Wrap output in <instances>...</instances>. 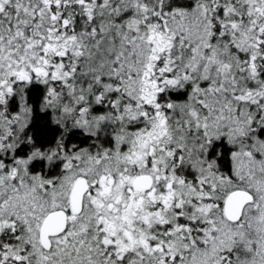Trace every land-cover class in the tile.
<instances>
[{"label":"snow or ice","instance_id":"snow-or-ice-1","mask_svg":"<svg viewBox=\"0 0 264 264\" xmlns=\"http://www.w3.org/2000/svg\"><path fill=\"white\" fill-rule=\"evenodd\" d=\"M0 264H264V0H0Z\"/></svg>","mask_w":264,"mask_h":264}]
</instances>
